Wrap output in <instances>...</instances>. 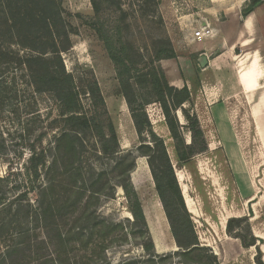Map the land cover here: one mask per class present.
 Masks as SVG:
<instances>
[{
	"label": "rangeland",
	"instance_id": "374dc122",
	"mask_svg": "<svg viewBox=\"0 0 264 264\" xmlns=\"http://www.w3.org/2000/svg\"><path fill=\"white\" fill-rule=\"evenodd\" d=\"M154 2L156 4L153 5L151 0H121V9L128 25V31L122 35L123 41L132 47V54H137L136 65L142 71L148 70L160 42L171 44L173 50L175 47L184 49L189 34L198 31L193 26L207 18L208 9L215 8L218 20L224 18V12L234 11L233 4H211L208 0ZM63 5L66 12L75 17L70 22L76 28V35L71 37L72 47L61 53V59L76 89L77 113L104 114L105 108L103 110L95 104L91 93L97 88L108 111L106 113L116 127L118 157L125 159L115 171L116 158L103 155L94 136L77 134L75 163L81 169V178L75 184L68 176L59 172L53 174L57 188L53 194L55 201L50 207H90L106 222L124 225L128 233L133 217L119 185L125 179L123 177L127 178L123 172H127L130 156L138 155L139 140L131 128L123 99L118 95L115 66L108 59L96 34L85 24L93 21L90 0H64ZM99 17L100 22H104L108 28V24L115 21L118 15L111 13L103 3ZM258 24L263 31L264 16L258 20ZM114 38L116 40V36ZM11 49L19 52L17 48ZM0 83V192L4 193L7 202H12L20 193H26L24 201L36 206L37 202L43 203L38 188L45 183V168L56 161L61 167L66 166V161L71 159L65 141L56 149L57 139L68 132L66 120L71 114L62 112L52 94L37 93L22 67L2 66ZM251 104L250 98L229 100L212 113L216 116L214 119L201 109L197 112L193 102L191 108L185 105L199 121L207 151L195 155L184 166H179L175 160L173 141L159 106L152 104L146 107L154 133L166 146L199 245L216 256L218 264H264V143L257 136L249 110ZM179 116L178 113L180 124L184 125V120ZM182 134L185 142L190 143L187 130L184 129ZM33 153L43 154L45 160V168L40 167V178L34 180L27 178L25 173ZM135 163L128 182L141 197L148 235L156 253L174 254L179 249L174 245L153 190L147 160L138 157ZM141 165L143 171L138 173ZM99 175H103V183L99 184L106 185L100 194L90 197L88 191H83L82 195L77 193L76 188L81 183L93 191L99 189ZM80 196L82 200H77ZM143 204H147L146 207ZM233 218L246 219L235 231H242L248 238L253 237L255 246L244 249L238 239L227 234L226 223ZM126 239V243L114 242L109 246L105 252L107 259L111 264H124V261L127 264H142L133 260L145 258L139 246L140 236L137 234ZM156 243L163 247L161 253L157 251Z\"/></svg>",
	"mask_w": 264,
	"mask_h": 264
},
{
	"label": "trees",
	"instance_id": "16d2710c",
	"mask_svg": "<svg viewBox=\"0 0 264 264\" xmlns=\"http://www.w3.org/2000/svg\"><path fill=\"white\" fill-rule=\"evenodd\" d=\"M154 1L151 0L153 5L156 4ZM103 3L111 13L118 15L115 21L108 24V28L104 22H100ZM261 3L264 0H248L242 11V18L250 15ZM63 4L64 0H0V72L2 66L17 65L24 68L37 93L52 94L59 102L62 112L71 114L66 120L68 132L56 141V149L63 141L66 142V151L71 156L66 161V166L61 167L56 161L45 168L43 154L33 153L28 160L29 167L25 169L26 177L34 180L40 178V167L45 168V183L38 188L43 203L30 205L24 201L26 193H20L12 202H7L4 193L0 192V264H111L105 255L109 246L114 242L126 243L128 236L137 234L140 236L139 246L145 258H134L135 263L218 264L216 256L199 245L166 146L154 133L146 112V107L152 104L159 106L173 141V153L179 166H184L195 155L207 151L199 121L190 111V91L186 86L181 89L170 86L163 69L158 65L160 61L176 60V52L171 44L160 42L148 70H139L135 61H138L137 54H132V47L123 41L122 35L128 31V25L125 23L127 17L121 9V0H90L93 21L85 24L96 34L108 59L115 66L119 82L118 95L127 105L140 144L137 147L138 155L130 156L127 172H123L124 175L127 174V178L123 177L125 179L119 185L128 200L133 222L127 233L124 225L106 222L95 211H91L90 207H50L55 201L53 194L57 188L53 174L59 172L68 176L75 184L81 178V169L75 163L77 134L94 136L100 144L102 154L116 158L115 171L125 159L118 157L116 127L107 115L104 100L97 88L91 93L95 104L103 110L105 108L104 114L77 113L79 104L76 89L72 78L66 74L61 59V53L72 47L71 37L76 35V28L70 22L74 16L66 12ZM12 47L19 52L12 51ZM178 113L184 120V125L180 124ZM184 129L189 133L190 143L185 142L182 134ZM138 157L147 160L153 190L168 223L174 245L179 249L174 254L156 253L148 235L141 197L128 182V176L130 177ZM141 171L142 165L138 167V173ZM102 176L97 177L98 184L103 183ZM105 186L99 184V189L93 191L81 183L76 189L79 195L88 191L92 197L100 194ZM77 200H82V196ZM146 205L143 204V207ZM245 221L244 218L229 219L226 232L230 237L238 239L244 249H248L255 246V239L248 238L242 231H235ZM118 232L120 234L116 235ZM156 249L159 253L163 251L158 243ZM124 264L127 262L124 261Z\"/></svg>",
	"mask_w": 264,
	"mask_h": 264
},
{
	"label": "crops",
	"instance_id": "0c3cea01",
	"mask_svg": "<svg viewBox=\"0 0 264 264\" xmlns=\"http://www.w3.org/2000/svg\"><path fill=\"white\" fill-rule=\"evenodd\" d=\"M208 1L211 4H233L234 11L224 12V18L218 20L215 8L208 9L207 18L193 27L199 30L206 24L212 29V36L195 38L190 33L185 40V50L175 47L176 60L160 61L159 65L170 86L177 89L186 86L196 111L201 109L210 113L213 119L216 116L212 113L227 101L250 98V115L257 136L264 143V30L258 24L264 16V3L242 18L240 11L247 0ZM202 58L205 59L203 66L199 63ZM123 103L128 111L124 100ZM129 118L137 136L130 114Z\"/></svg>",
	"mask_w": 264,
	"mask_h": 264
},
{
	"label": "built area",
	"instance_id": "2783aa9c",
	"mask_svg": "<svg viewBox=\"0 0 264 264\" xmlns=\"http://www.w3.org/2000/svg\"><path fill=\"white\" fill-rule=\"evenodd\" d=\"M212 33H213L212 29L208 25L204 24L200 27L198 31L194 33V37L195 38H208L212 36Z\"/></svg>",
	"mask_w": 264,
	"mask_h": 264
},
{
	"label": "water",
	"instance_id": "95a60500",
	"mask_svg": "<svg viewBox=\"0 0 264 264\" xmlns=\"http://www.w3.org/2000/svg\"><path fill=\"white\" fill-rule=\"evenodd\" d=\"M205 62V59L204 58H202L200 61H199V63L202 65V63H204ZM203 66V65H202Z\"/></svg>",
	"mask_w": 264,
	"mask_h": 264
}]
</instances>
